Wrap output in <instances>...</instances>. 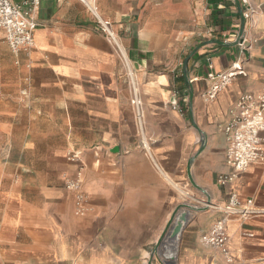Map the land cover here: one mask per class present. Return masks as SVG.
<instances>
[{"label":"crops","instance_id":"1","mask_svg":"<svg viewBox=\"0 0 264 264\" xmlns=\"http://www.w3.org/2000/svg\"><path fill=\"white\" fill-rule=\"evenodd\" d=\"M240 1L255 9L244 57L231 45L241 26L234 0L40 1L34 46L11 54L13 92L0 99V264H264L263 163L218 182L233 170L230 111L264 87V0ZM99 20L140 84L154 159L141 146L127 68ZM241 59L246 75L206 99L209 71ZM77 177L83 215L66 186ZM233 192L259 212L229 218L225 252L201 241L224 216L204 202L224 206ZM182 203L194 208L167 244L171 256L157 244Z\"/></svg>","mask_w":264,"mask_h":264},{"label":"built area","instance_id":"2","mask_svg":"<svg viewBox=\"0 0 264 264\" xmlns=\"http://www.w3.org/2000/svg\"><path fill=\"white\" fill-rule=\"evenodd\" d=\"M41 0H24L22 2H14L13 0H0V30L4 34V38L13 54H18L22 49H29L34 46L35 31L39 26L36 13L39 9ZM248 4V0H243ZM255 9L248 4L243 11L245 20L251 18ZM100 27L113 40L118 48L120 57L127 68L129 84H130V101L134 111V120L137 132L140 136L141 146L145 149L149 157L153 158L150 141L146 132V111L144 101L142 99L140 84L135 73L131 69L129 58L124 52L120 42L114 36L110 29V23L99 20ZM239 31L235 35L236 41ZM242 41L238 43L241 48V54L244 57L245 51H248L252 44L248 42L246 33L242 36ZM242 58V57H241ZM243 60L235 62L229 69L221 72H215L211 69L208 78L213 80L212 85L205 93L206 99H215L217 94L226 88L234 78L239 75H246V71L242 65ZM212 68V66H211ZM230 120L224 127L228 148L226 152V162L232 167V172L222 174L218 178L221 185H225L238 177L239 174L245 172L248 167L255 162H261L264 165V87L259 94L244 93L236 101L233 109L230 111ZM67 188L75 193L76 213L83 215L87 212L86 193L82 187L80 178H74L66 183ZM205 203V202H204ZM209 208L219 209L224 216L216 221L211 229L201 237V241L208 246L223 250L226 252L229 235L226 225L232 215L239 217H247L257 214L259 211L253 207V199H248L246 203L241 200L238 193L233 192L229 196L228 203L224 206H218L205 203ZM178 238L170 241L173 246ZM167 242H163V246L174 256L172 248L167 246ZM159 251V250H158ZM165 259L169 258L166 253ZM227 260L231 258L226 253Z\"/></svg>","mask_w":264,"mask_h":264},{"label":"water","instance_id":"3","mask_svg":"<svg viewBox=\"0 0 264 264\" xmlns=\"http://www.w3.org/2000/svg\"><path fill=\"white\" fill-rule=\"evenodd\" d=\"M239 8L240 11V15H241V26H240V30H239V36L238 39L236 41H233V43L231 45L234 46H238V43L242 41V36L244 34L245 31V24H246V20L244 18V14H243V9L241 8V1L240 0H234ZM216 43L219 44H225L227 45V43L222 42V41H218V40H214ZM212 42V41H209ZM208 43V42H206ZM204 43V44H206ZM198 50V48L194 51L196 52ZM248 51H245V53ZM187 61L185 63V71H184V75L185 78L188 80V71H187ZM190 172V170H189ZM205 203L208 204H213L211 201L205 200ZM215 205V204H213ZM194 206L190 205L189 203H182L180 204L178 207H176V209L174 210L167 226L166 229L164 230V233L162 234L161 238L158 241L157 244V250H159L160 247H162L163 242H167V241H172L175 240L179 237L180 233L182 232L184 226L187 223L188 220V210L189 209H193Z\"/></svg>","mask_w":264,"mask_h":264},{"label":"rangeland","instance_id":"4","mask_svg":"<svg viewBox=\"0 0 264 264\" xmlns=\"http://www.w3.org/2000/svg\"><path fill=\"white\" fill-rule=\"evenodd\" d=\"M11 54L12 51L4 38L3 32L0 30V99L13 92L12 85L8 84L12 80L9 79L10 73L7 68L12 60ZM5 148L6 142L0 134V159L5 157Z\"/></svg>","mask_w":264,"mask_h":264}]
</instances>
